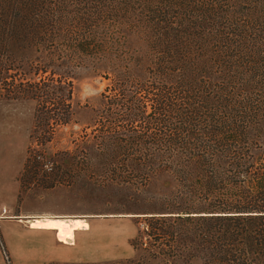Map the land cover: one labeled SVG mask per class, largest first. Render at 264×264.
Wrapping results in <instances>:
<instances>
[{
	"label": "trees",
	"instance_id": "1",
	"mask_svg": "<svg viewBox=\"0 0 264 264\" xmlns=\"http://www.w3.org/2000/svg\"><path fill=\"white\" fill-rule=\"evenodd\" d=\"M38 1L25 0L27 14L21 16L18 0H0V32H19L31 46L51 51L58 42L46 34L57 35L62 24L56 28L53 13ZM100 1L105 7L100 13L118 23L130 16L126 9L133 0ZM234 4L264 9V0H145L142 8L132 7L137 25L147 28L153 65L144 78L148 82L120 78L137 89L129 98L119 95L122 109L109 124L125 122L129 138L104 130L98 141L114 145L104 146L100 156L105 154L109 166H127L125 177L140 176L147 183L158 173L172 175L173 203L163 199L159 210L136 213L142 214L151 244L165 247L163 254L198 257L201 264H264V17L236 16ZM64 40L77 57L72 65L95 45L81 34ZM42 73L29 97L48 103L52 128L70 120L71 82L52 70ZM136 121L147 130L155 125L159 133L140 134ZM137 241V236L130 241L134 249ZM0 247L6 264H12L1 238Z\"/></svg>",
	"mask_w": 264,
	"mask_h": 264
},
{
	"label": "rangeland",
	"instance_id": "2",
	"mask_svg": "<svg viewBox=\"0 0 264 264\" xmlns=\"http://www.w3.org/2000/svg\"><path fill=\"white\" fill-rule=\"evenodd\" d=\"M23 3L25 0H18L21 16H26L27 8L24 9ZM38 3L44 4L43 10L53 13L58 22L56 28L62 24L57 35L46 34L57 39L56 49L33 47L19 32L11 36L0 32V179L9 187L0 193V206L4 205L1 211L5 209L6 215L11 209L16 215L27 212L33 217H64L68 220L66 230L69 232L88 228L90 222L95 238L86 236L83 242L87 246L88 241L91 243L93 238L96 241V237H100L102 258L125 254L133 248L131 239L138 238L137 249L133 248L130 257L45 264H112L117 261L201 264L198 257L163 254L165 247L151 244L143 232V218L138 217L142 214L136 213L159 210L163 199L164 203H173L170 195L176 182L172 175L158 173L146 183L140 176L125 177L127 166H109L104 161L105 154L100 156L105 151L104 146L107 150L114 148L111 142L98 144L104 130L129 138L123 131L125 122L115 127L109 124L122 109L117 100L119 95L126 94L129 98L130 92L137 89L124 86L120 78L133 76L143 81L148 75L147 68L153 65L154 53L149 48L147 28L137 25L139 16L132 9L142 8L145 0H133L126 9L130 16L123 17L119 23L113 15L100 13L105 9L100 0H39ZM232 11L236 16L264 17V9H240L238 4L233 5ZM77 24L82 25L80 30H76ZM80 34L96 46H89L92 50L89 56L80 64L72 65L71 61L77 57L75 52H68L64 38ZM42 70H46L44 76L52 70L56 76L71 82L70 120L53 124L52 128H49L52 120L46 107L48 103L45 104V99L36 101L29 97L35 91L32 83L39 80ZM138 91L146 94L143 89ZM146 110L144 116L151 109ZM140 124V121L135 122L142 135L153 138L159 133L155 125L147 130L139 128ZM105 137L108 138V134ZM125 144L133 146L128 140ZM137 144L145 148L157 146L155 143ZM121 158L126 162L129 159ZM121 167L125 169L122 171ZM16 184L19 190L14 198L12 192Z\"/></svg>",
	"mask_w": 264,
	"mask_h": 264
},
{
	"label": "crops",
	"instance_id": "3",
	"mask_svg": "<svg viewBox=\"0 0 264 264\" xmlns=\"http://www.w3.org/2000/svg\"><path fill=\"white\" fill-rule=\"evenodd\" d=\"M5 188H7L6 185H3L0 179V193H3ZM18 190L16 184L12 192L14 198ZM3 206H0V238L12 264H45L49 261L103 262L108 259L130 257L134 253V249L129 248L128 252L126 251L125 254L119 255L117 258H102L100 237H96V241H94L95 236L91 232L90 222H88V228L69 232L66 230L68 222L62 225L36 223L30 219L38 217H33L27 212L16 215L6 207L9 214L2 213ZM90 235L94 238L91 243L88 241V245L85 246L83 238ZM0 264H6L1 247Z\"/></svg>",
	"mask_w": 264,
	"mask_h": 264
},
{
	"label": "bare ground",
	"instance_id": "4",
	"mask_svg": "<svg viewBox=\"0 0 264 264\" xmlns=\"http://www.w3.org/2000/svg\"><path fill=\"white\" fill-rule=\"evenodd\" d=\"M32 222H36V223H46V224H66L68 222L67 219L64 218H54V217H38L36 218H32L30 219Z\"/></svg>",
	"mask_w": 264,
	"mask_h": 264
},
{
	"label": "built area",
	"instance_id": "5",
	"mask_svg": "<svg viewBox=\"0 0 264 264\" xmlns=\"http://www.w3.org/2000/svg\"><path fill=\"white\" fill-rule=\"evenodd\" d=\"M4 212H5V209L2 210V213H4Z\"/></svg>",
	"mask_w": 264,
	"mask_h": 264
}]
</instances>
